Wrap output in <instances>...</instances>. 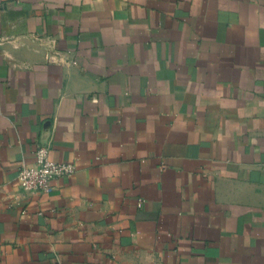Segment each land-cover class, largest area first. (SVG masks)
Instances as JSON below:
<instances>
[{
  "label": "crops",
  "instance_id": "0c3cea01",
  "mask_svg": "<svg viewBox=\"0 0 264 264\" xmlns=\"http://www.w3.org/2000/svg\"><path fill=\"white\" fill-rule=\"evenodd\" d=\"M0 264H264V0H0Z\"/></svg>",
  "mask_w": 264,
  "mask_h": 264
},
{
  "label": "built area",
  "instance_id": "2783aa9c",
  "mask_svg": "<svg viewBox=\"0 0 264 264\" xmlns=\"http://www.w3.org/2000/svg\"><path fill=\"white\" fill-rule=\"evenodd\" d=\"M49 147L41 145L36 151L33 163H22L19 167V183L24 194L50 192L53 181L57 178L72 176L77 171V165L71 161H55L49 156ZM143 201H139V206Z\"/></svg>",
  "mask_w": 264,
  "mask_h": 264
}]
</instances>
